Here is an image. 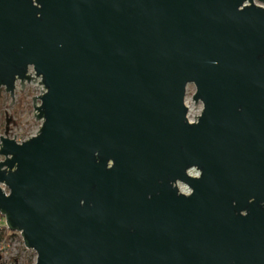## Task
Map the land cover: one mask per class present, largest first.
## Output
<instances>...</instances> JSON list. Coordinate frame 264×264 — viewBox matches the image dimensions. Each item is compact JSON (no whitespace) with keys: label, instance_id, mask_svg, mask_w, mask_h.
<instances>
[{"label":"water","instance_id":"95a60500","mask_svg":"<svg viewBox=\"0 0 264 264\" xmlns=\"http://www.w3.org/2000/svg\"><path fill=\"white\" fill-rule=\"evenodd\" d=\"M255 1L0 0V88H43L35 136H0V214L35 264H264Z\"/></svg>","mask_w":264,"mask_h":264},{"label":"rangeland","instance_id":"374dc122","mask_svg":"<svg viewBox=\"0 0 264 264\" xmlns=\"http://www.w3.org/2000/svg\"><path fill=\"white\" fill-rule=\"evenodd\" d=\"M256 4L264 7V3H261L258 0L255 1V5ZM19 89V85H17V91H15L16 96L14 99V104H11L10 97H8L7 105L4 106L5 108L3 118L6 117L10 119V122L7 124V128L5 121L4 123L1 122L0 136L4 133L5 130H7L9 134L8 137L10 139H14L18 142H21L28 137L35 136V134L40 129L39 127L41 125V122L37 121L36 117H34L32 99L34 98V96L40 95L41 87L37 86V84H27L22 90V92ZM194 91L195 87H193V85L187 86V94L185 99L188 105V110H190V120H193L196 117L195 114H198L202 109V104L200 102L196 103L194 99H192ZM20 99L22 100V105H18ZM10 104L11 106L8 107ZM15 104H17L19 108L21 106L22 107L18 111H12V108ZM12 236L6 238V243L0 244L1 263H7L11 260V258H16L20 256L21 264H35L36 254L34 253L35 255H33L32 251L26 250L20 242H17L19 241L18 239H20L18 234Z\"/></svg>","mask_w":264,"mask_h":264},{"label":"trees","instance_id":"16d2710c","mask_svg":"<svg viewBox=\"0 0 264 264\" xmlns=\"http://www.w3.org/2000/svg\"><path fill=\"white\" fill-rule=\"evenodd\" d=\"M8 97L9 96L4 92V89L0 88V125H1V122L4 123V121H5V124H6V121H7L6 120L7 118L6 117L3 118V115H4V108H5L4 106L7 105ZM19 101L20 102H18V105H22V102H21L22 100L20 99ZM20 108L17 106V104H15L13 106V108H12V111H18ZM5 231L6 232L0 233V244H1L2 241L6 242V240H7L6 238H8V237H10L12 235H16V234H14L11 231H8V230H5ZM32 254L35 255L34 253H32ZM20 259H21L20 256H18L16 258L13 257V258H11L10 261H8L7 263H4V264H21L20 263ZM0 264H2L1 261H0Z\"/></svg>","mask_w":264,"mask_h":264},{"label":"built area","instance_id":"2783aa9c","mask_svg":"<svg viewBox=\"0 0 264 264\" xmlns=\"http://www.w3.org/2000/svg\"><path fill=\"white\" fill-rule=\"evenodd\" d=\"M28 72H29V74L30 75H34V72H32V69H30L29 68V70H28ZM32 73V74H31ZM41 87V86H40ZM42 90H43V88L41 87V91H40V95H41V92H42ZM193 96V95H192ZM185 104H186V106H188L187 105V103H186V101H185ZM187 110H188V107H187ZM201 112H202V109L200 110V112L198 113V114H195L196 115V117H198L200 114H201ZM189 116H190V110H188V114H187V118H188V121L189 122H191V123H193L194 121H195V119H196V117L193 119V120H190L189 119ZM5 130V129H4ZM6 131V130H5ZM5 131H4V133H5ZM4 133L2 134V135H4ZM8 133H7V135H6V137L8 138V139H10L9 137H8ZM31 137H33V136H31ZM28 138H30V137H28ZM28 138H26V139H28ZM26 139H24V140H26ZM11 140H13V139H11ZM16 142L17 143H22V142H24V141H21V142H18L17 140H16ZM2 159H3V157H0V161H2ZM189 175L190 176H193V177H196V176H198V173L196 172V171H191V172H189ZM2 187V189H3V192L5 193V194H7L8 193V190H7V188L5 187V186H1ZM182 192L184 193V194H189V191L188 190H182ZM5 230H7V228H6V225H5V220L3 219V216L0 214V233H2V232H6ZM16 234H18L19 235V238H20V234L19 233H16ZM10 239V238H9ZM19 241H17V242H20L21 244H22V246H24L23 245V242H22V240H21V238L20 239H18ZM1 243H6L5 241H2ZM35 260H36V256H35Z\"/></svg>","mask_w":264,"mask_h":264},{"label":"flooded vegetation","instance_id":"af4514ba","mask_svg":"<svg viewBox=\"0 0 264 264\" xmlns=\"http://www.w3.org/2000/svg\"><path fill=\"white\" fill-rule=\"evenodd\" d=\"M20 88V87H19ZM20 90V89H19ZM21 91V90H20Z\"/></svg>","mask_w":264,"mask_h":264}]
</instances>
